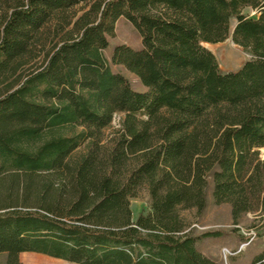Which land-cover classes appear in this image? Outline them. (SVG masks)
I'll list each match as a JSON object with an SVG mask.
<instances>
[{
  "label": "trees",
  "instance_id": "trees-1",
  "mask_svg": "<svg viewBox=\"0 0 264 264\" xmlns=\"http://www.w3.org/2000/svg\"><path fill=\"white\" fill-rule=\"evenodd\" d=\"M120 17L142 47L118 45L111 62L147 90L105 56ZM230 36L251 57L221 72L204 43ZM262 147L264 0H0L4 264H22L24 252L81 264H226L198 248L179 208L201 216L211 190L235 223L264 213ZM143 186L150 210L134 220L130 199Z\"/></svg>",
  "mask_w": 264,
  "mask_h": 264
},
{
  "label": "rangeland",
  "instance_id": "rangeland-1",
  "mask_svg": "<svg viewBox=\"0 0 264 264\" xmlns=\"http://www.w3.org/2000/svg\"><path fill=\"white\" fill-rule=\"evenodd\" d=\"M78 13H82L81 6L77 7ZM246 13L254 14L251 8ZM235 20H233L234 28ZM118 45H128L139 49L142 47V38L135 26L125 17H120L115 24L114 34L109 36V47L104 51L109 60L111 68L115 72L123 73L138 91L147 90L140 78L128 71L123 65H116L111 62V54ZM216 55L221 72L236 71L251 57V54L240 45L236 44L232 37L218 43H204ZM121 114H118L112 125L103 131L102 143L110 146L118 135L121 127ZM87 146L83 144L73 155L77 159L86 152ZM260 153V152H259ZM261 158V157H260ZM262 159V158H261ZM264 160V159H262ZM5 181L9 183L8 176ZM5 190V195L7 194ZM209 204L206 211L200 216L197 209L179 208V212L186 223L188 231H192L199 237L198 248L207 256L226 264H262L264 263V213L251 211L245 213L238 223L232 217L231 204H216L212 197V191L208 192ZM131 208L133 219L136 220L141 212H147L151 206V195L147 186L139 189L137 196L132 197ZM220 232L217 235H203L205 232ZM262 255L261 262H255L258 256ZM7 255L0 254V264H4ZM22 264H81L54 258L45 254L35 252H24L20 254Z\"/></svg>",
  "mask_w": 264,
  "mask_h": 264
},
{
  "label": "water",
  "instance_id": "water-1",
  "mask_svg": "<svg viewBox=\"0 0 264 264\" xmlns=\"http://www.w3.org/2000/svg\"><path fill=\"white\" fill-rule=\"evenodd\" d=\"M259 152H260V157H261L262 159H264V147L260 148V149H259Z\"/></svg>",
  "mask_w": 264,
  "mask_h": 264
},
{
  "label": "crops",
  "instance_id": "crops-1",
  "mask_svg": "<svg viewBox=\"0 0 264 264\" xmlns=\"http://www.w3.org/2000/svg\"><path fill=\"white\" fill-rule=\"evenodd\" d=\"M210 49V48H209ZM211 50V49H210ZM212 51V50H211Z\"/></svg>",
  "mask_w": 264,
  "mask_h": 264
}]
</instances>
